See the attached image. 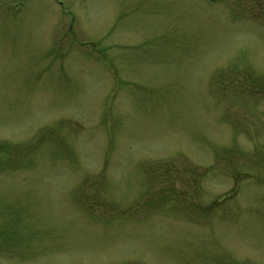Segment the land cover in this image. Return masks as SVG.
Listing matches in <instances>:
<instances>
[{"label": "rangeland", "instance_id": "1", "mask_svg": "<svg viewBox=\"0 0 264 264\" xmlns=\"http://www.w3.org/2000/svg\"><path fill=\"white\" fill-rule=\"evenodd\" d=\"M0 264H264V0H0Z\"/></svg>", "mask_w": 264, "mask_h": 264}]
</instances>
